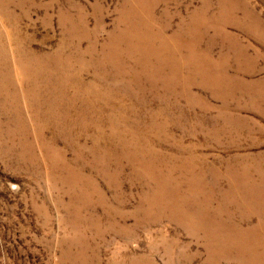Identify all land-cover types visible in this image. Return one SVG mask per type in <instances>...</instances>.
<instances>
[{
	"label": "rangeland",
	"instance_id": "374dc122",
	"mask_svg": "<svg viewBox=\"0 0 264 264\" xmlns=\"http://www.w3.org/2000/svg\"><path fill=\"white\" fill-rule=\"evenodd\" d=\"M0 264H264V0H0Z\"/></svg>",
	"mask_w": 264,
	"mask_h": 264
}]
</instances>
